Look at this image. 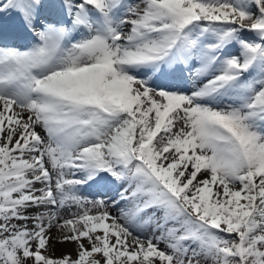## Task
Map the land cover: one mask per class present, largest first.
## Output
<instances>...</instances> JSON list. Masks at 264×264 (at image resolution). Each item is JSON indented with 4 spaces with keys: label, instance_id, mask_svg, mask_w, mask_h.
<instances>
[{
    "label": "snow or ice",
    "instance_id": "6c2138e0",
    "mask_svg": "<svg viewBox=\"0 0 264 264\" xmlns=\"http://www.w3.org/2000/svg\"><path fill=\"white\" fill-rule=\"evenodd\" d=\"M0 264H264V0H0Z\"/></svg>",
    "mask_w": 264,
    "mask_h": 264
},
{
    "label": "bare ground",
    "instance_id": "6f19581e",
    "mask_svg": "<svg viewBox=\"0 0 264 264\" xmlns=\"http://www.w3.org/2000/svg\"><path fill=\"white\" fill-rule=\"evenodd\" d=\"M55 230L53 231V235H55ZM72 245L70 244H57L55 242H53V253L56 255V256H59L62 252H67V251H70L72 249Z\"/></svg>",
    "mask_w": 264,
    "mask_h": 264
}]
</instances>
